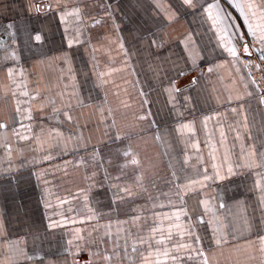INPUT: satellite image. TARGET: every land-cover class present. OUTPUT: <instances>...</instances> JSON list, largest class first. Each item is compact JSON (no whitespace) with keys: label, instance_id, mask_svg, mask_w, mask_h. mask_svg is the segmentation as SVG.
I'll use <instances>...</instances> for the list:
<instances>
[{"label":"crops","instance_id":"crops-1","mask_svg":"<svg viewBox=\"0 0 264 264\" xmlns=\"http://www.w3.org/2000/svg\"><path fill=\"white\" fill-rule=\"evenodd\" d=\"M193 3L0 0V264H264V0Z\"/></svg>","mask_w":264,"mask_h":264},{"label":"snow or ice","instance_id":"snow-or-ice-1","mask_svg":"<svg viewBox=\"0 0 264 264\" xmlns=\"http://www.w3.org/2000/svg\"><path fill=\"white\" fill-rule=\"evenodd\" d=\"M183 2H184V4L188 5L189 7H194V6H195L194 3H193V0H183ZM229 2H231V0H229ZM234 6L237 7V8H240L241 10H243V6L240 5V4H235ZM213 7H217V5H215V4H210V5H209V8H213ZM38 10H39V9H38ZM205 11H207V9H205ZM250 31H251V26H250ZM253 35H255L254 32H253ZM241 39H242V37H241ZM35 40H36V41H40V40H41V36H40L39 34H37V35L35 36ZM229 51L231 52V54H232L233 56L236 55V52H235L234 49H230ZM244 52H245L246 54H248V55L251 54V53L249 52L248 46H247L246 44L244 45ZM262 58H264V57H262ZM210 71H211V69H210ZM127 154H128V153H125V155H127ZM133 163H136V161L133 160ZM217 243H219V241H217Z\"/></svg>","mask_w":264,"mask_h":264},{"label":"water","instance_id":"water-1","mask_svg":"<svg viewBox=\"0 0 264 264\" xmlns=\"http://www.w3.org/2000/svg\"><path fill=\"white\" fill-rule=\"evenodd\" d=\"M10 39V33L7 29H1L0 30V43L1 44H7Z\"/></svg>","mask_w":264,"mask_h":264},{"label":"built area","instance_id":"built-area-1","mask_svg":"<svg viewBox=\"0 0 264 264\" xmlns=\"http://www.w3.org/2000/svg\"><path fill=\"white\" fill-rule=\"evenodd\" d=\"M259 71H260L262 77L264 78V60L259 62ZM262 98H263V101H264V91L262 93Z\"/></svg>","mask_w":264,"mask_h":264}]
</instances>
